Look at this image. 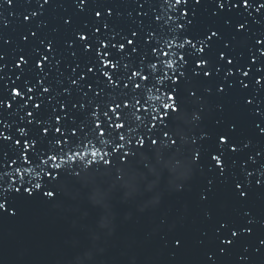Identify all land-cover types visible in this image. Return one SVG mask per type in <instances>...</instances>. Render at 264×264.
Instances as JSON below:
<instances>
[{
	"label": "water",
	"instance_id": "1",
	"mask_svg": "<svg viewBox=\"0 0 264 264\" xmlns=\"http://www.w3.org/2000/svg\"><path fill=\"white\" fill-rule=\"evenodd\" d=\"M262 2L252 0L253 5ZM79 3L80 0H13L7 4L0 0V97L9 98L13 82L20 74L15 66L19 56L31 54L34 47L42 48L40 40H51L56 51L50 57L53 67L47 71L54 99L45 103L55 105L58 112V101L70 107L79 94L67 96L61 89L67 86L69 76L75 78L81 70L72 69L77 64L83 67L88 59L82 50L69 49L66 43L75 39V31L85 22L91 24L98 19L96 11L111 8L114 14L119 13L118 31L127 33L132 27L143 36L152 27L153 13L160 11V0H85L77 7ZM33 11L37 12L35 17L30 15ZM168 15L175 17V23L192 21L186 25L190 37L209 28L218 31L220 38H213L210 53L213 65L219 52L224 51L233 59L234 75L225 78L221 71L211 79L186 80L184 89L196 88L198 96L181 97L180 110L171 119L167 139L162 136L163 129L145 133L160 140L154 146L145 144L144 149H138L135 141L131 145L121 142L125 143L124 148L113 153L111 138L105 137L107 144L91 140L85 141L87 147L74 149L80 151L76 164L68 162L62 166L67 168L64 174L49 185L56 190L55 198L17 201L15 216L0 212V264H233L239 242L224 253L219 252L220 247H225L220 244L224 230L217 232V228L222 220L244 224L246 217L242 212L249 208L264 159V134L256 127H264V79L259 85L255 82L257 76L264 77V70H256L257 65L264 69V57L257 52L264 45L256 43L264 38V9L245 7L239 0H188L177 5L175 12L168 10ZM69 18L70 22L65 24ZM245 21V27L237 30L235 25ZM29 29L37 33L36 37L29 34ZM22 35L28 36V40H22ZM150 47L151 42L141 40L138 54H147ZM33 65L34 61L29 65L33 70L25 69L21 79L34 76ZM244 65L249 67V76L240 79L248 83L246 89L238 84L229 89L225 84V92L216 91L222 80L236 79L239 74L235 68L243 69ZM206 88L209 90L205 91ZM246 99L252 103H246ZM20 115V109L0 111V119L9 123H19ZM78 115L80 120L86 119V114ZM127 115L131 118L133 114L130 111ZM228 124L236 125L239 140L247 139L250 143L239 153L230 154L228 181L216 183L208 198L202 200L200 194L212 175L209 165L214 163L210 162L207 149L214 147L218 134ZM202 131L209 133L211 139L198 140ZM125 132L138 136L135 131ZM197 147L206 150L196 160ZM2 151L11 149L0 143ZM94 151L95 156L91 155ZM104 152H109L105 159L110 158L111 165L97 162L89 166V161H99ZM124 152L130 155L126 162H121ZM242 162L247 171L253 172L245 200L233 194L232 183L233 175L242 178ZM175 239H181L180 246L173 244Z\"/></svg>",
	"mask_w": 264,
	"mask_h": 264
},
{
	"label": "snow or ice",
	"instance_id": "2",
	"mask_svg": "<svg viewBox=\"0 0 264 264\" xmlns=\"http://www.w3.org/2000/svg\"><path fill=\"white\" fill-rule=\"evenodd\" d=\"M3 2L12 4L13 0ZM187 2L188 0H160V11L153 13L152 27L143 36L132 27L127 33L118 31L116 20L119 13L114 14L111 8H104L103 12L96 11L95 17L98 19H94L91 24L85 22L81 29L75 31V39L66 41L69 49L79 48L88 59L83 67L77 64L72 69V72L81 70L75 78L69 76L67 86L61 89L62 94L72 96L75 92L79 94V98L70 107L66 106L64 101H58L59 112L55 105L45 103L46 100L54 99V89L49 82L47 71L53 67L50 60L56 51L53 41L40 40L42 48L34 47L31 54L19 56L15 66L20 69V74L13 82L8 93L9 98L0 97V111L23 110V115L19 116V123L16 121L9 123L0 119V143L7 144L11 149L10 152H0V212L7 211L15 216L17 201H29L37 197L49 200L55 198L56 190L54 187L49 188V185L56 183L64 174L67 168L62 166L68 162L76 164L80 151L74 149L87 147L85 141L96 140L98 143L107 144L108 141L103 138L110 137L112 145L110 152L114 153L124 148L125 143L121 142L131 145L135 141L138 149H144L145 144L153 146L158 144L159 139L145 134L153 133L154 130L163 129L162 136L167 139L171 119L180 110L181 97L198 96L196 88L191 91L184 89L183 84L186 80L193 77L211 79L215 73L221 71L225 78L234 75L231 67L233 59L224 51L219 52L213 65L210 53L214 45L213 38H220L218 31L209 28L200 35L190 37L186 25L192 21L175 23V17L168 15V10L175 12L177 5H184ZM239 2L245 7L255 6L257 10L264 9V2L256 5H253L252 0ZM84 3L85 0H80L77 7ZM180 11L183 17L185 15L183 7ZM30 15L35 17L37 12L33 11ZM24 19L28 20L29 16L25 15ZM69 22L70 18L65 20V24ZM228 23L226 20L225 24ZM246 23L247 21L237 23L235 27L237 30L242 29ZM29 34L32 37L37 35L31 29ZM21 39L27 41L28 36L22 35ZM141 40L145 43L151 42L147 54L142 52L138 54ZM256 43L264 45V38L258 39ZM257 52L264 57V47L258 48ZM72 55L75 58L76 53L73 52ZM32 61L36 70L34 76L21 79L25 69L33 70L29 68ZM252 61L256 62L255 56L252 57ZM55 63L58 64L59 60ZM256 70L259 72L264 69L257 65ZM235 73L239 74L236 79L222 80L217 84L216 91L225 92V84L229 89L237 84L241 89H246L248 83L240 77L249 76L248 65H244L243 69L237 66ZM261 79L264 77H256L257 85ZM245 102L252 103L247 99ZM130 111L133 114L131 118L127 115ZM78 114H86V119L80 120ZM133 125L138 127L133 128ZM256 127L264 134V127L260 124ZM126 129L129 133L135 131L138 136L126 135ZM236 131L235 124H228L222 133L218 134L214 147L207 149L210 162L214 163L209 165L212 175L207 181L206 190L200 194L202 200L208 198V193L213 190L216 183L223 184L228 181L230 154L239 153L250 143L247 139L239 140ZM210 139L209 133L204 131L198 137L200 141ZM172 143H176L175 139ZM205 150L203 147H197L194 158L197 160ZM91 155L95 156L97 152L94 151ZM129 155V152H124L120 157L121 162H126ZM106 156H109V152L101 153L100 160L89 161V166L97 162L111 165L112 160L105 159ZM248 159L252 160V157L249 156ZM32 173H35V176H32ZM241 173L242 178L232 176L233 194L245 200L248 197L253 172L247 171L242 162ZM75 175H79V172ZM255 183L259 185L262 181L256 179ZM242 216L247 218L244 224H230L223 220L219 222L217 232L224 230L220 244L225 246L220 247L219 252L224 253L238 243L241 237L252 234L253 228L247 225H254L255 218L248 209L243 210ZM181 239H175L173 244L180 246ZM258 244L264 248V238H258ZM244 250H248V245L244 246ZM209 259H212V254H209ZM246 259L247 257H241V260Z\"/></svg>",
	"mask_w": 264,
	"mask_h": 264
}]
</instances>
